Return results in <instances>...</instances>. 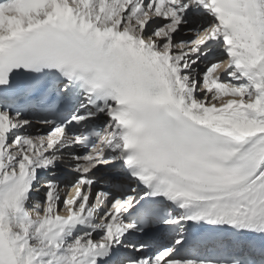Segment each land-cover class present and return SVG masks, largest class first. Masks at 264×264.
Here are the masks:
<instances>
[{"label":"snow or ice","instance_id":"obj_1","mask_svg":"<svg viewBox=\"0 0 264 264\" xmlns=\"http://www.w3.org/2000/svg\"><path fill=\"white\" fill-rule=\"evenodd\" d=\"M0 264H264V0H0Z\"/></svg>","mask_w":264,"mask_h":264}]
</instances>
